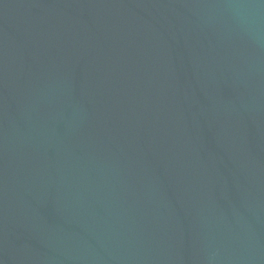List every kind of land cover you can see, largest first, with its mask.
I'll return each mask as SVG.
<instances>
[{"label":"water","instance_id":"95a60500","mask_svg":"<svg viewBox=\"0 0 264 264\" xmlns=\"http://www.w3.org/2000/svg\"><path fill=\"white\" fill-rule=\"evenodd\" d=\"M0 264H264V0H0Z\"/></svg>","mask_w":264,"mask_h":264}]
</instances>
